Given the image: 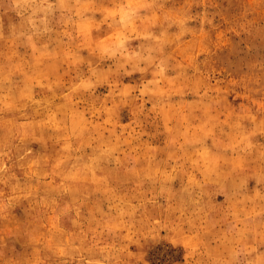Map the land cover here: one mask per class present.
I'll return each instance as SVG.
<instances>
[{
	"label": "rangeland",
	"instance_id": "374dc122",
	"mask_svg": "<svg viewBox=\"0 0 264 264\" xmlns=\"http://www.w3.org/2000/svg\"><path fill=\"white\" fill-rule=\"evenodd\" d=\"M0 264H264V0H0Z\"/></svg>",
	"mask_w": 264,
	"mask_h": 264
}]
</instances>
